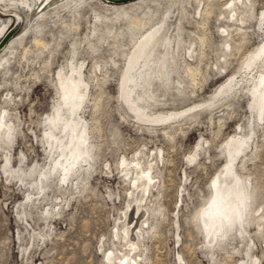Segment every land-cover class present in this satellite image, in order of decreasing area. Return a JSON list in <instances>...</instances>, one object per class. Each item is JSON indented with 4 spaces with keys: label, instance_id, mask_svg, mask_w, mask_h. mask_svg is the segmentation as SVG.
Here are the masks:
<instances>
[{
    "label": "rangeland",
    "instance_id": "rangeland-1",
    "mask_svg": "<svg viewBox=\"0 0 264 264\" xmlns=\"http://www.w3.org/2000/svg\"><path fill=\"white\" fill-rule=\"evenodd\" d=\"M64 1L38 3L31 19ZM101 1L78 7L79 32L70 28L72 11L63 18L68 26L56 23L53 34L45 29L39 36L46 47L33 42L32 32L21 35L20 30L5 52L10 62L0 66V123L9 121L14 130L9 139L0 127V264H119L123 213L128 220L141 181L139 168L153 161L154 185L128 229L131 236L141 215L148 218L137 264H264V110L259 119L251 93L252 79L263 67L258 62L249 71L244 64L264 41V20L259 18L264 0H250L253 13H247L248 7L242 10L247 21L236 23L231 38L220 32L227 24L222 18L228 0H202L201 5L184 0L195 17L182 20L169 81L152 82L149 91L157 101L148 102V112H187L153 124L135 120L121 105L118 83L134 44L127 24L121 18L111 23L116 14L104 13L109 7ZM205 1L212 8L201 19L196 12ZM149 6L156 10L154 2ZM92 10L104 13L108 27L117 33L126 29L125 38L109 37L102 43L94 34L90 38L95 48H90L87 17L93 21ZM5 17L10 16L0 15ZM161 19L159 15L157 23ZM73 48L88 83L79 116L86 121L91 148L87 170L63 182L52 169L47 117L59 99L57 73L65 70ZM185 63L196 68L193 80L183 70ZM231 77L236 85L219 91ZM4 110L8 116L2 119ZM238 137L245 138L246 146L233 164L245 186L246 213L210 245L197 214L211 196L212 179L228 161L232 146L225 143ZM222 181L229 184L232 177ZM109 251L111 258L106 256Z\"/></svg>",
    "mask_w": 264,
    "mask_h": 264
},
{
    "label": "bare ground",
    "instance_id": "bare-ground-1",
    "mask_svg": "<svg viewBox=\"0 0 264 264\" xmlns=\"http://www.w3.org/2000/svg\"><path fill=\"white\" fill-rule=\"evenodd\" d=\"M51 1L53 0H0V15L10 16L13 19V23L15 18L16 24L12 27L13 23L11 25L12 19L10 17L0 18V39L9 29H13L11 35L0 48L1 68H5V65H8L10 62V57L5 52L15 42L16 38L14 37L20 30L21 35L32 32L33 42L36 45L46 47V44L40 41L39 38V36L45 35L44 30L49 29V32L53 34L51 27L55 29L57 27L56 23H60L61 26H68L63 18L66 14L73 11L74 13L71 14L73 23L70 24V28L74 29L73 32L78 31L80 26L79 18L81 17V12L79 13L80 9L78 7L81 5L85 6L87 2H92L93 0H67L56 4V6L54 5L55 7L48 10L49 12H44L37 16V18L31 19V14L35 9L34 7L38 3L45 4L51 3ZM196 1L200 4L202 0ZM101 2L109 7L103 8L105 9L104 13L113 10L116 14L115 19H109L104 13L97 12L96 14L92 10L91 12L94 14L93 21L91 22L89 16L87 17L88 32L91 35H88L86 41L89 47L93 49L95 45L91 41L90 36L94 34L99 35L102 43L108 41L109 37L124 39L128 33L125 31L126 29H122V31L117 33L112 27H108V21L106 20L109 19L111 23H116L121 18L127 24L130 31V42L134 44V50L130 54L126 68L120 77L118 94L121 105L127 110L128 115L137 121H145L144 123L149 122L153 124L158 121L175 119L177 116L179 117L185 114L187 110L172 112L164 116H155L148 112V102L156 103L157 101L149 91L152 82L155 80L161 82L169 81V78H167L169 73L168 67L174 65V53L179 49V43L182 40V20L195 17L186 10V5L184 7V0H128L119 3L102 0ZM152 2L155 3V11L149 6L152 5ZM186 2L189 3L188 0ZM205 4L200 9L198 7L199 5L196 4L198 7L196 12L198 18L204 19L203 17H206L211 12L212 5L209 2ZM224 5L227 7V15H223L222 20L225 19L227 24L220 28V32L226 38H231L232 33L235 31L236 23L242 25L247 21L248 16L246 17V14L242 10L248 7L249 12L247 13H253V8L250 0H228ZM137 10L142 15L136 14L135 12ZM130 11L133 13H130ZM260 12L259 18L264 20V11ZM159 15L162 16L161 24L159 22L157 23ZM260 22L259 24L261 25L262 22ZM90 27L93 29L90 30ZM224 45L226 47L225 49L230 50L231 45L228 41H225ZM185 51L190 55L192 52L191 47L188 46ZM76 55L77 51L73 48L71 59L67 63L65 70L60 69L57 73L56 85L59 99L52 113L47 117L50 127L46 131V143L49 148V154L53 157L52 161L54 165L52 169L57 172L56 177H59L58 179L63 182H66L71 174L79 170H87L84 166L89 164L88 159L91 148L89 145L86 121L84 122L79 116V111H81L84 105L83 102L87 98L88 83L83 78V62L77 63L75 60ZM258 62L262 63L263 69L257 71V76L253 77L251 93L254 97L255 105L258 107L257 117L261 119L264 110V41L247 56L244 63L245 69L251 71ZM195 69L188 63H185L183 68L192 77V80ZM139 81L140 83H138ZM235 85V80L231 77L219 91H222L224 88L232 89ZM6 116L8 115L4 110L2 119H5ZM0 127L4 129L6 136L10 139L14 130L10 122L8 121L5 124L1 122ZM225 144L232 146L228 149V161L223 170L212 179L211 196L206 200L204 206L197 214V221L201 223L202 230L206 234L207 242L210 245L213 242L220 241L227 230H231L236 222L243 219V214L246 209L247 195L245 186H243L237 177L233 164L237 155L244 151L246 140L245 138L238 137L236 139H230ZM154 162H148L144 169L139 168L141 181L139 185H136V188H139L138 195L133 199V209L128 220L125 221L124 216L127 214L125 212L123 213L120 239L123 242L124 249L118 259L119 264H124L127 261L132 264H137V251L140 247L141 238H143L142 235L147 228L148 224L146 222L148 218L142 216L143 214L141 215L142 218L134 223L131 236L128 235V229L132 224L130 222L132 221L131 219L137 214L138 208L142 205L141 201L148 195L147 193H149L151 185H154L151 172ZM41 176L45 177V173L41 174ZM226 176L232 177L231 183L227 184L222 181ZM27 199H29V195H27ZM151 210L154 212L157 209L154 208ZM145 212H148L147 209ZM143 224H146V226H143ZM115 236L117 237V234ZM132 255H135V257H131ZM106 256L107 258H111L112 252L109 251Z\"/></svg>",
    "mask_w": 264,
    "mask_h": 264
},
{
    "label": "water",
    "instance_id": "water-1",
    "mask_svg": "<svg viewBox=\"0 0 264 264\" xmlns=\"http://www.w3.org/2000/svg\"><path fill=\"white\" fill-rule=\"evenodd\" d=\"M105 1H110V2H114V3H119V2H125L128 0H105ZM13 32V29H9L7 31V33H5V35L0 39V48L2 47V45L5 43V41L7 40V38L11 35V33Z\"/></svg>",
    "mask_w": 264,
    "mask_h": 264
}]
</instances>
